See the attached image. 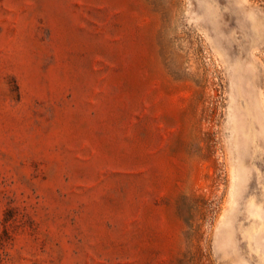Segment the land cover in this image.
Returning <instances> with one entry per match:
<instances>
[{"label":"rangeland","instance_id":"rangeland-1","mask_svg":"<svg viewBox=\"0 0 264 264\" xmlns=\"http://www.w3.org/2000/svg\"><path fill=\"white\" fill-rule=\"evenodd\" d=\"M0 264H264V0H0Z\"/></svg>","mask_w":264,"mask_h":264}]
</instances>
